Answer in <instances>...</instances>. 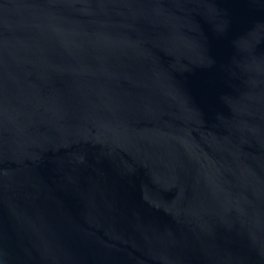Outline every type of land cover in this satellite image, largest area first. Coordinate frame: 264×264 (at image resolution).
Segmentation results:
<instances>
[{"label":"water","instance_id":"water-1","mask_svg":"<svg viewBox=\"0 0 264 264\" xmlns=\"http://www.w3.org/2000/svg\"><path fill=\"white\" fill-rule=\"evenodd\" d=\"M0 264H264V0H0Z\"/></svg>","mask_w":264,"mask_h":264}]
</instances>
